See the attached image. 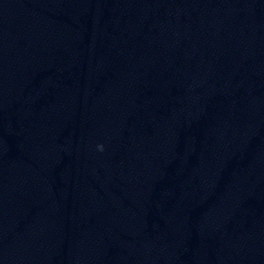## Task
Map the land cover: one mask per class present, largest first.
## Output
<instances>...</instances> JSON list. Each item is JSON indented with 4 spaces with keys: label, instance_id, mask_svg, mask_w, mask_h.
<instances>
[{
    "label": "water",
    "instance_id": "obj_1",
    "mask_svg": "<svg viewBox=\"0 0 264 264\" xmlns=\"http://www.w3.org/2000/svg\"><path fill=\"white\" fill-rule=\"evenodd\" d=\"M0 264H264V0H0Z\"/></svg>",
    "mask_w": 264,
    "mask_h": 264
},
{
    "label": "clouds",
    "instance_id": "obj_2",
    "mask_svg": "<svg viewBox=\"0 0 264 264\" xmlns=\"http://www.w3.org/2000/svg\"><path fill=\"white\" fill-rule=\"evenodd\" d=\"M100 148H101V150H102V146H99Z\"/></svg>",
    "mask_w": 264,
    "mask_h": 264
}]
</instances>
